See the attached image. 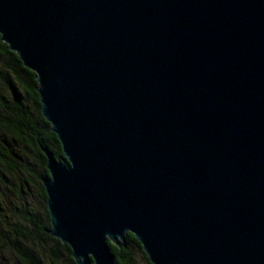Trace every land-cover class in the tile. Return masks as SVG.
Returning <instances> with one entry per match:
<instances>
[{"label":"water","instance_id":"1","mask_svg":"<svg viewBox=\"0 0 264 264\" xmlns=\"http://www.w3.org/2000/svg\"><path fill=\"white\" fill-rule=\"evenodd\" d=\"M62 150L50 236L115 264H264V0H0Z\"/></svg>","mask_w":264,"mask_h":264},{"label":"trees","instance_id":"2","mask_svg":"<svg viewBox=\"0 0 264 264\" xmlns=\"http://www.w3.org/2000/svg\"><path fill=\"white\" fill-rule=\"evenodd\" d=\"M36 86L35 73L0 40V264H76L70 247L48 233L50 219L41 183L48 171L42 148L56 158L62 150L41 114ZM7 189L17 203L6 202ZM33 192L39 211L31 200ZM107 243L115 264H151L131 233L121 247Z\"/></svg>","mask_w":264,"mask_h":264},{"label":"rangeland","instance_id":"3","mask_svg":"<svg viewBox=\"0 0 264 264\" xmlns=\"http://www.w3.org/2000/svg\"><path fill=\"white\" fill-rule=\"evenodd\" d=\"M15 182H16V181H13L12 183L14 184ZM12 183H11V184H12ZM11 184H10L8 187H11V186H12ZM14 186H17V183H15ZM28 192L30 193L29 195L31 196V193H32V192L29 191V190H28ZM4 193H5V194H4V198H5V200H7L6 202H7L8 204H10V202H14V201H15L16 203L18 202L17 199H16L17 197L11 192V190H8V189H7ZM6 196H7V197H6ZM29 198H31V197H29ZM31 200H34L33 203H34V206H36L35 209L38 210V211L41 210L40 207H39V205L37 204V196H36V193L33 192V196H32V199H31ZM8 201H9V202H8ZM38 207H39V208H38ZM9 256H10V255H6L5 257L8 258ZM8 260H10V257H9ZM9 264H12V262L9 263Z\"/></svg>","mask_w":264,"mask_h":264}]
</instances>
